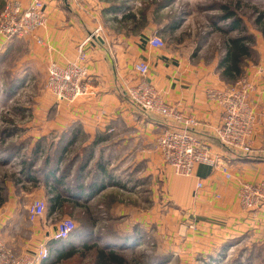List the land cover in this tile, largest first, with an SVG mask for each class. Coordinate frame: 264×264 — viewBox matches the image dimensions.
<instances>
[{
	"label": "crops",
	"instance_id": "0c3cea01",
	"mask_svg": "<svg viewBox=\"0 0 264 264\" xmlns=\"http://www.w3.org/2000/svg\"><path fill=\"white\" fill-rule=\"evenodd\" d=\"M7 1L10 0L0 3ZM18 1L28 6L33 0ZM42 1L48 17L45 28L7 43L0 39V169L20 179L0 177V185L6 190L0 208V234L7 245L20 254L34 253L43 241L52 249L56 244L52 237L62 216L60 209L71 204L82 209L81 222L88 230L96 233L105 208V213L116 215V221L121 223L107 232L121 238L140 233V243L149 247L153 225L165 238L162 235L168 222V194L177 208L169 210V222L173 221L176 235L172 240L180 241L185 236L190 254L214 256L239 239L242 242L250 238L255 245H264V205L253 221L238 200L241 184H256L264 179L262 36L256 46L260 60L249 64L238 79L253 85L254 153H234L204 136L210 139L212 154L228 166L233 179H227L219 166L208 164L198 165L193 176L178 179L156 147L160 134L170 126L162 117L141 111L124 92L143 79L135 65L147 62L150 73L144 79L154 85L163 100L197 120L198 133L214 136L222 124V108L207 98L206 91L232 83L223 78L219 69L222 58L207 62L171 47H152L149 40L156 33L154 25L138 33L126 27L118 35L103 28L102 39L87 45L92 95L76 103L57 102L45 89L49 64L66 66L74 62L79 44L98 26H104L110 3ZM124 15L119 12L109 16L125 25ZM23 95H30L32 100L13 106L16 98ZM1 115L9 122H4ZM26 159L32 163L29 180L21 172ZM41 171L45 179L39 176ZM199 181L203 183L200 189ZM32 196L42 198L47 210L49 207L48 213L35 222H30L25 203ZM20 207L24 212L17 209ZM184 219L194 227L183 228L180 223ZM112 221L106 219L114 224ZM95 233L86 237L91 240L97 236ZM84 238L77 240L80 243Z\"/></svg>",
	"mask_w": 264,
	"mask_h": 264
},
{
	"label": "built area",
	"instance_id": "2783aa9c",
	"mask_svg": "<svg viewBox=\"0 0 264 264\" xmlns=\"http://www.w3.org/2000/svg\"><path fill=\"white\" fill-rule=\"evenodd\" d=\"M48 21L46 3L33 0L23 6L18 0H10L0 13V39L9 42L15 38L32 36L40 28H45ZM103 27L98 26L78 46V57L74 62L61 66L52 62L48 66L47 90L57 102L76 103L81 98L92 95L89 88V69L87 62V45L94 39H102ZM166 40L153 35L149 44L155 48H164ZM136 72L143 78L135 86L129 87L124 94L131 99L141 111L158 115L167 122L178 124L183 129L169 127L160 134L156 147L161 151L165 164L178 176L191 177L200 164L219 166L226 178L233 179V174L226 164L220 163L211 152L209 140L197 132L198 122L163 100L157 89L144 78L150 73L147 62L135 65ZM253 85L241 79L232 85L207 88V98L222 108V124L217 128L215 141L234 153L252 155L254 149L251 138L256 125V116L251 101ZM197 187H203L201 181ZM238 200L248 217L255 221L264 205V179L256 184L243 183L238 190ZM47 211L43 199L33 201L28 207L30 222L42 218ZM77 225L70 219L57 224L52 237L55 241L68 238ZM34 253L15 256L8 248L0 234V264H44L50 257L51 247L40 242Z\"/></svg>",
	"mask_w": 264,
	"mask_h": 264
},
{
	"label": "rangeland",
	"instance_id": "374dc122",
	"mask_svg": "<svg viewBox=\"0 0 264 264\" xmlns=\"http://www.w3.org/2000/svg\"><path fill=\"white\" fill-rule=\"evenodd\" d=\"M106 1L110 3L109 15L117 14L111 12L114 7V1ZM125 1H127V4L123 5ZM161 1L167 2H165V4L158 9L160 16L158 17L156 16V12L158 11L157 4ZM6 4L3 3L1 5L0 3V13L4 9V6H6ZM224 5L229 6L231 10L236 13L237 17L241 18L243 23L242 26H244L243 28L249 34L255 36V41L253 44L254 52L252 53L251 57L248 58L247 62L244 65V72L242 74L244 75L245 68L248 67L249 64L256 63L258 60H260V53L256 46L258 44V37L262 36V38L264 39V35L260 31L259 27H257L255 19L260 13L264 14V0H115V6H118L120 10L127 11L124 12L127 14L129 12L135 13L138 20H143V22H139L141 23L138 25L140 27L131 24V22L125 25H119L117 21H113L112 17H110L106 13L104 17L105 23H103V28H107L108 30L113 31V33H116L118 35V32L124 30L126 27L130 29L137 28L138 32H141L148 26L154 25L156 32L155 35H158L164 40H166L165 46L171 47L170 49L179 50L186 56L191 55L192 57L204 59L209 62L216 57L223 59L225 53V39L227 35L233 37L238 34L237 32L230 33L227 35L225 34L228 33L227 30L229 29L228 27H230V21H224L222 18L223 16H225V12H223L222 10V6ZM173 16L179 18V26L177 27V29H175V31L170 32V30L166 29L165 27L168 25L171 20V17L173 18ZM138 32L133 31L131 33ZM47 86H45L46 90ZM30 100H32L30 95H23L21 97L16 98V101H14L13 106H17V104L24 105ZM10 107L11 105L8 106V108ZM1 117L4 122H9L8 120H10L8 117H5L3 115H1ZM2 130L3 129H0V133L2 132ZM6 170L7 169L5 168L0 169V177H11L12 174L7 173ZM172 173L178 179L186 178L183 176L176 175L173 171ZM5 194L6 190H4V188H2V186L0 185V208H2L1 203H3V196ZM169 196L171 195L168 194L167 197L168 222L166 224V231L164 235H162L165 238L160 237V233L157 232V226L155 227L153 225L154 227L152 226L153 230L151 231V239L148 242L150 244L149 248L152 249L151 251L155 254V256L161 258L168 257L167 264H264V245H255L254 243L250 242V238H248V240L243 239L242 242L239 239V241H233L232 244L229 242L224 248V250L220 251V254H217L216 252V255L214 254V256H210V254L208 255V253H193V255L190 254L191 247L186 245L185 242L187 241V239L185 236L180 238V241H177L178 239H176L175 241L172 240L173 238H175L176 235L175 232H173V221L169 222V210H176L177 208L175 209L174 201H170L171 199ZM24 197L25 196L22 195V198ZM31 198L27 197V199H25V203L27 204V206H30V204L37 199H42L39 197H34L31 201ZM17 209H20L21 212H24V207H20ZM104 209L102 211V213L104 214L101 218L102 220H100V222L96 226L97 235L106 234L105 232L112 230L113 226H121V223L116 221V215L115 217L112 213H110L109 215L108 212L105 213ZM60 210V215L62 216L58 218L57 224L59 222H62V219H70L75 222V224L77 225V229L82 226H85L87 229L86 224L81 222V219H83V211L80 207L71 206V204H68L62 207ZM48 211L49 207L47 213ZM106 219L113 220L112 222H114V224H110V222L107 223ZM180 224L182 226H185L183 228L189 226L194 227L192 224H190L189 219H184ZM91 226L93 227V225ZM91 231L93 232V230ZM8 248L15 256L22 255L19 252L15 251L12 247L10 248V246H8ZM178 248H181L180 251L177 250ZM92 252L94 251L88 253L86 259H81L80 254L78 253L72 259L62 263L58 262V264H92V256L94 254Z\"/></svg>",
	"mask_w": 264,
	"mask_h": 264
},
{
	"label": "trees",
	"instance_id": "16d2710c",
	"mask_svg": "<svg viewBox=\"0 0 264 264\" xmlns=\"http://www.w3.org/2000/svg\"><path fill=\"white\" fill-rule=\"evenodd\" d=\"M111 12L119 14V12H125L124 10H120L118 6H115ZM165 2L161 1L157 5V10L162 7ZM127 4V1L123 5ZM223 12H225V16H223V20H229V29L228 33H238L235 36H228L225 39V53L223 59L220 60L219 69L222 72V76L226 81L232 82L233 84L237 82L238 79L241 78L244 72V65L247 62L248 58L251 57L254 52V35L249 34L242 26L241 18L237 17L236 13L231 10V8L227 5L222 6ZM156 16H159V10L156 12ZM145 17V16H144ZM123 18L127 21V23L131 22V24L139 25L140 21L138 20L135 13L129 12L125 13ZM143 18V16H142ZM179 18L173 16L171 17L170 22L165 27L169 29L170 32L175 31L179 26L178 23ZM255 23L257 27H259L260 31L264 35V14L260 13L258 17L255 19ZM140 27V26H138ZM164 28V29H165ZM131 32H138L137 28H128ZM136 30V31H135ZM218 31V30H217ZM223 31V30H221ZM22 164L25 166L24 169L21 170L25 179H32L31 175V166L32 163L28 159L23 160ZM39 176L44 177L45 173L40 172ZM22 177V176H21ZM38 177V176H36ZM12 179L20 180L15 175H11ZM24 179V178H23ZM55 208V207H53ZM94 235V232L86 229V227L82 226L80 228H76L74 233H72L68 238L61 241H56V244L51 249L50 257L45 260L44 264H56L58 262H66L67 260L72 259L78 253L80 254L81 259H86L89 252L94 251L92 253V264H167L168 257H158L151 251L147 245L142 246L140 243L143 239L139 235L140 233H134L133 235L121 238L118 236L119 234H111L107 232L106 234L95 233L97 236L93 237V239H88L86 236L88 234ZM85 237L83 241L79 243L77 240L79 237ZM150 246V244H149Z\"/></svg>",
	"mask_w": 264,
	"mask_h": 264
},
{
	"label": "water",
	"instance_id": "95a60500",
	"mask_svg": "<svg viewBox=\"0 0 264 264\" xmlns=\"http://www.w3.org/2000/svg\"><path fill=\"white\" fill-rule=\"evenodd\" d=\"M164 123L165 124H168L170 127H173V128H176V129H183V127L182 126H180V125H178V124H174V123H171V122H166V121H164ZM200 134V133H199ZM202 135V134H201ZM204 136H206V137H210L211 139L213 138V139H215V136H211V135H208V134H204Z\"/></svg>",
	"mask_w": 264,
	"mask_h": 264
}]
</instances>
